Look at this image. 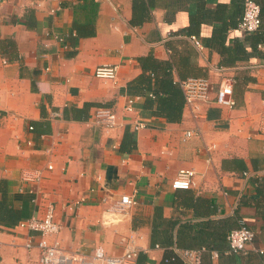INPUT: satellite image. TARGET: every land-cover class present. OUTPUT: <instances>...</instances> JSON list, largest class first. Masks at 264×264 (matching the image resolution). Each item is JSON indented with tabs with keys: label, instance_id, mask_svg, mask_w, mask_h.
Returning a JSON list of instances; mask_svg holds the SVG:
<instances>
[{
	"label": "crops",
	"instance_id": "0c3cea01",
	"mask_svg": "<svg viewBox=\"0 0 264 264\" xmlns=\"http://www.w3.org/2000/svg\"><path fill=\"white\" fill-rule=\"evenodd\" d=\"M234 9L233 0H0V264H36L25 243L37 233L19 223L46 202L68 253L116 255L129 238L130 264H185L175 248L201 247V264H264V43L243 40ZM220 27L232 62L211 45ZM235 40L248 56L235 57ZM101 64L118 66L114 79L93 75ZM190 76L210 82L192 111L172 84ZM226 77L232 107L215 101ZM161 99L176 104L177 120ZM98 108L115 113L114 127L96 121ZM181 168L195 172L189 188L172 185ZM132 193L135 205L114 211ZM241 222L254 238L245 254L229 252Z\"/></svg>",
	"mask_w": 264,
	"mask_h": 264
},
{
	"label": "built area",
	"instance_id": "2783aa9c",
	"mask_svg": "<svg viewBox=\"0 0 264 264\" xmlns=\"http://www.w3.org/2000/svg\"><path fill=\"white\" fill-rule=\"evenodd\" d=\"M260 25L259 5L255 0H243V10L237 22V28L243 32L251 33ZM193 44L202 48V44L196 36H190ZM258 44V47H261ZM264 65V59L261 61ZM116 64H101L94 68L93 75L100 79H114L117 72ZM234 79L232 77L223 78L216 90L215 101L221 106L232 107L234 100L232 97ZM185 105L192 111L194 104L198 101H206L209 98V79L202 76H191L178 79ZM128 110L131 108L128 107ZM95 119L105 128L109 129L116 125L115 113L109 108H98L95 111ZM142 123H136L135 127H142ZM29 128H32L31 126ZM196 134L194 130H186L184 138ZM52 168L51 165L47 166ZM194 170L181 168L175 174L172 185L175 188H189L193 183ZM134 194H123L114 204V211L126 212L128 208L135 205ZM19 225L37 233V240L33 243L28 240L25 243L27 249L37 248L38 259L36 264H130L137 254L136 247L131 243V239L125 242L124 250L120 254L111 255L97 248L90 256H85L80 252H66L59 240L56 238L60 224L55 218V207L52 202L42 204L40 213L33 215L29 219L21 221ZM254 238V232L249 229L244 222L237 228L231 229L227 234L228 251L237 254H245L247 247ZM124 240V239H123ZM205 248L181 249L175 248V252L180 256L185 264H201V253ZM262 252V251H261ZM216 256L217 252L212 251Z\"/></svg>",
	"mask_w": 264,
	"mask_h": 264
},
{
	"label": "trees",
	"instance_id": "16d2710c",
	"mask_svg": "<svg viewBox=\"0 0 264 264\" xmlns=\"http://www.w3.org/2000/svg\"><path fill=\"white\" fill-rule=\"evenodd\" d=\"M255 1L259 5L260 25L255 31L248 33L247 36H245L243 38V40L245 42L249 43L252 50H257L258 44L264 43V37H263V34H264V30H263L264 1L263 0H255ZM233 2H235V9H234V12L232 13V25H233L232 27L237 28V22H238L239 18L241 17L242 10H243V0H233ZM75 27L77 28L76 25H75ZM226 31H227V29L224 27L217 28L215 30V33H214L215 39L212 40L211 45L215 46L220 51L221 54H223L227 57V59H226L227 62H232L234 60V55L232 54L231 50H229L230 48H228L227 46H225L223 44L224 38L226 37ZM217 38H219V40ZM235 42L237 43V45L234 49V50H236V51H234L235 57H236V55H238V53L244 57L248 56L249 53L248 54L245 53V49H244L243 45L241 44V42L238 43L237 40H235ZM195 77H197V76H195ZM185 78H187V77H185ZM180 79H184V78H180ZM172 84L178 85L177 81L176 82L172 81ZM178 87H179V85H178ZM155 97H158V96L155 95ZM160 104H161V107H164L165 109H167L165 113H167V119L168 120L174 121V120L178 119L179 113L175 112L174 115L171 114V111H176V104L172 103V101H169L167 104H165V102L162 99L160 100ZM226 238H227V236H226ZM206 249L209 250V248H206ZM173 259L176 260L178 258L173 257ZM166 261H169V259L166 258Z\"/></svg>",
	"mask_w": 264,
	"mask_h": 264
}]
</instances>
